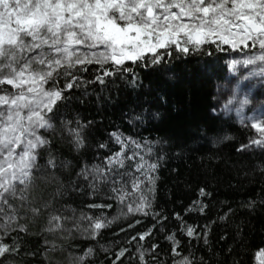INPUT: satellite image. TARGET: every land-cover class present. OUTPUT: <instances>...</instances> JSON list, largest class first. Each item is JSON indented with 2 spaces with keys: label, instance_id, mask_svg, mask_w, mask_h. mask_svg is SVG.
Segmentation results:
<instances>
[{
  "label": "trees",
  "instance_id": "trees-1",
  "mask_svg": "<svg viewBox=\"0 0 264 264\" xmlns=\"http://www.w3.org/2000/svg\"><path fill=\"white\" fill-rule=\"evenodd\" d=\"M227 59L213 46L212 55L174 54L162 65L126 62L136 74L134 81L127 73L108 77L104 84L73 89V98L59 111L63 119L78 118L85 124V146L77 151L67 133L65 138L49 134L52 145L47 151L56 157L57 167L47 166V151L43 153L32 186L41 215L32 218L29 212V219L21 220L27 222L28 232L5 237L11 244L18 236L22 247L19 255L0 258V264H71L88 248L94 250L88 264H113L121 248L128 252L117 264H140L129 258L135 255L137 242L128 241L145 231L151 235L139 243L144 248L158 245L159 264L181 259L166 238L170 234L179 241L178 251L184 256L193 254L196 264L201 258L204 264H257L256 254L264 248V147L241 149L260 134L250 122H240L234 105L216 113L213 90L216 83L228 82L238 96L247 95L249 100L252 95L259 97L262 90L261 84L246 80L237 84L233 74L229 76ZM94 72L90 66L84 79L94 81ZM260 107L246 105L243 115L259 117L261 102ZM113 132L128 141L124 145L128 158L121 155L124 166H117L116 177H123L130 193L123 204L113 197L111 180L98 183L93 192L91 177L86 180L77 175L86 165H102L106 156L119 151L121 145L111 136ZM100 144L107 147L99 148ZM133 154L135 159H131ZM134 182L139 185L136 189ZM201 188L210 195L201 196ZM141 198L151 202L147 215L129 213L128 203ZM91 204L112 207L92 208ZM49 214L67 218L64 231L45 230ZM98 216L112 222L93 237L85 231L89 222L83 218ZM182 224L192 226L196 233L206 232L208 244L204 236L189 237L186 228L181 230ZM149 264L157 262L149 260Z\"/></svg>",
  "mask_w": 264,
  "mask_h": 264
},
{
  "label": "snow or ice",
  "instance_id": "snow-or-ice-1",
  "mask_svg": "<svg viewBox=\"0 0 264 264\" xmlns=\"http://www.w3.org/2000/svg\"><path fill=\"white\" fill-rule=\"evenodd\" d=\"M213 46L229 58L226 65L237 84L259 78L264 87V0H0V258L20 254L19 237H13L11 244L5 237L12 232H28L27 222L21 220L27 221L29 212L32 218L41 215V206L32 198V186L39 159L52 145L49 134L55 137L59 133L65 138L67 133L77 151L85 146V124L78 118L63 119L59 111L73 98V89L94 82L104 84L108 77L127 73L134 81L136 74L126 62L142 63L144 67L162 65L174 54L212 55ZM90 66L95 67L94 81L83 76ZM249 103L248 96H238L234 88L224 104L226 111L235 105L240 122H250L260 134L248 145H241L245 150L251 145L264 147V119H260L264 107L259 117H248L243 110ZM111 136L121 145L119 151L106 156L102 165H86L77 175L86 180L91 177L93 192L98 183L111 180L113 197L123 204L130 193L123 177H116L117 166H124L121 155L128 158L124 149L128 141L118 132ZM47 155V166L55 169L56 157L50 151ZM138 187V183L132 184L133 189ZM200 194L210 195L204 188ZM150 207L151 202L141 198L128 203V212L147 215ZM43 208L46 211L48 204ZM204 208L206 205L199 210L203 212ZM66 219L49 214L45 230L64 231ZM83 219L89 222L85 231L93 237L112 222L105 216ZM185 228L189 237L204 236L208 244L206 232L196 233L192 226L182 224L181 230ZM150 235L145 231L130 238L128 243L137 242L130 259H138L140 264H149V260L159 264L155 255L158 245L144 248L139 243ZM166 238L173 244L172 251L181 256L179 261L173 259V264H196L193 254L184 256L178 251L179 241L174 234ZM127 252L128 248H121L113 264ZM93 255L94 250L88 248L71 264H88V257ZM256 255L259 264H264V248ZM200 264H204L203 258Z\"/></svg>",
  "mask_w": 264,
  "mask_h": 264
},
{
  "label": "rangeland",
  "instance_id": "rangeland-1",
  "mask_svg": "<svg viewBox=\"0 0 264 264\" xmlns=\"http://www.w3.org/2000/svg\"><path fill=\"white\" fill-rule=\"evenodd\" d=\"M229 59V58H228ZM230 77L232 76V73H230L229 75ZM228 78V77H227ZM252 82H250L249 80H246V82H248L249 84H261L259 82V78H253L250 79ZM244 81V80H243ZM221 89H219L218 93L215 94V103H214V108L216 113H220L223 110H225L224 108V104L225 102L229 99L230 95L232 94V89L230 87V85H228V82H226L225 84H219L218 85ZM261 94L258 97L257 95H252L250 98V103L248 104L250 107L254 108V109H261L260 107V102L264 101V87L261 86ZM241 96V95H239ZM235 107V105H234ZM260 116V114H259ZM260 119H264V117H260ZM257 264H259V259H257Z\"/></svg>",
  "mask_w": 264,
  "mask_h": 264
},
{
  "label": "bare ground",
  "instance_id": "bare-ground-1",
  "mask_svg": "<svg viewBox=\"0 0 264 264\" xmlns=\"http://www.w3.org/2000/svg\"><path fill=\"white\" fill-rule=\"evenodd\" d=\"M218 85H219L218 83L215 84V87H214V90H213L214 96H215V94L218 93L219 89H221ZM212 112H214V109L212 110Z\"/></svg>",
  "mask_w": 264,
  "mask_h": 264
}]
</instances>
